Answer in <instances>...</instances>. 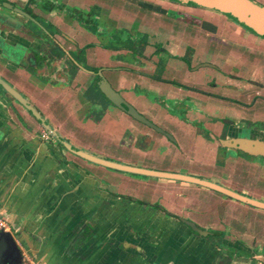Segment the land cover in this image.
Returning a JSON list of instances; mask_svg holds the SVG:
<instances>
[{
	"label": "crops",
	"instance_id": "1",
	"mask_svg": "<svg viewBox=\"0 0 264 264\" xmlns=\"http://www.w3.org/2000/svg\"><path fill=\"white\" fill-rule=\"evenodd\" d=\"M30 2L36 16L64 35L47 43L38 33L23 32L15 17L4 18L0 76L61 140L77 151L133 166L127 150L147 137L155 152L144 153L161 160L158 171L211 181L264 202V192L248 187L257 174L264 175V157L228 147L223 153L228 139L264 143V38L216 12L165 0ZM45 2L50 13L41 8ZM155 4L167 14L156 13ZM132 6L146 12L128 11ZM111 9L119 29L112 28ZM128 20L138 22L134 35L122 33ZM119 43L132 55L131 64L113 60ZM112 62L119 66L113 68ZM171 70L184 79H168L164 72ZM104 81L118 91L128 83L155 82L151 94H135L131 105L152 116L173 140L115 107L100 91ZM195 117L207 121L204 127ZM45 131L0 90V218L18 233L29 259L40 264H264V256L252 250L262 243L253 229L264 220V210L195 184L95 165L55 138L43 139ZM205 132L222 145L215 137L205 142ZM178 155L188 165L169 166L166 160ZM182 219L207 234L194 232Z\"/></svg>",
	"mask_w": 264,
	"mask_h": 264
},
{
	"label": "water",
	"instance_id": "2",
	"mask_svg": "<svg viewBox=\"0 0 264 264\" xmlns=\"http://www.w3.org/2000/svg\"><path fill=\"white\" fill-rule=\"evenodd\" d=\"M174 2L180 5L201 8L209 11L221 14L228 19L232 20L239 26L243 27L247 31L264 38V5L257 0H165ZM8 8L23 13L22 10L8 5ZM25 16V13H23ZM0 87L3 88L11 97H13L24 109L40 121L51 135L57 140V142L62 145L65 149L95 165H99L111 170H116L128 174L139 175L150 178L165 179L171 181H178L184 183L195 184L207 189L219 192L231 199L237 200L243 204L264 210V202L247 197L241 193L235 192L231 189L225 188L219 184L213 183L211 181L202 180L197 177L167 173L160 171H152L148 169L136 168L128 165L119 164L113 161L105 160L99 157H95L91 154L77 151L71 147V145L58 137V135L44 123L37 110L29 103V101L22 96L17 90H15L10 84L0 77ZM100 91L103 95L117 108L137 120L138 122L150 127L151 129L157 131L160 134L173 140V136L161 129L157 125L149 121L145 116L140 114L135 107L129 104L120 93H118L108 82L104 81L100 86ZM223 145L233 150H239L250 155L263 156L264 157V143L261 141H253L246 139H228L223 141ZM183 223L188 225L194 232L198 234L205 235V231L201 230L191 221L182 220ZM8 235V233H6Z\"/></svg>",
	"mask_w": 264,
	"mask_h": 264
},
{
	"label": "rangeland",
	"instance_id": "3",
	"mask_svg": "<svg viewBox=\"0 0 264 264\" xmlns=\"http://www.w3.org/2000/svg\"><path fill=\"white\" fill-rule=\"evenodd\" d=\"M13 1H17L18 3H20V4H23L24 5V0H13ZM29 1L30 0H28V2L27 3H29ZM162 1V0H161ZM258 1V0H257ZM27 3H25V5H27ZM170 3H173V2H170ZM8 5L9 4H5V5H3V6H5V8L2 6H0V13H4V14H6V15H11V16H13V17H15L16 19H18V21H21V23L23 24H26L27 25V23H28V21L26 20L25 21V19L24 18H21L20 16H18V14L17 15H14L13 13H11V12H8L9 11V9H8ZM127 8V10L128 11H130V12H140L141 14H143V13H145L146 12V8L144 9H142V8H139V7H126ZM30 13H32V11H31V9L30 8H28L27 9ZM124 10V9H123ZM132 10V11H131ZM144 10H145V12H144ZM126 11V10H125ZM78 12V11H77ZM99 11L98 10H95V13H98ZM111 14H112V18H111V24L113 25V26H116V27H112V28H117V29H119L117 26H119V24L117 23V18H115V16L114 15H117L115 12H114V10H110L109 11ZM155 12L156 13H159V14H167V12L165 11V10H163L162 8H160V6H158L157 4H155ZM147 13H149V12H147ZM170 13H172V14H170ZM169 14V16L170 17H172V18H174L175 16H176V14H174V12H170ZM108 21V20H107ZM120 21V20H119ZM125 23H128V25H126L125 27L124 26H122L123 27V29H121L122 30V33H125L126 35H128V33H130V34H132V35H134V34H136V32H137V29H140V27H138V22H134L133 24H131V22H129V20L128 21H125ZM31 25V22L29 23V26ZM33 26V25H32ZM125 28V29H124ZM42 37H46V36H42ZM45 38H42V40H44ZM154 40H155V38H154ZM164 39H161V42L164 44ZM51 41L50 40H48L47 41V43H50ZM114 44L115 43H113V46H114ZM117 44V43H116ZM120 44H122V43H119L118 45H120ZM129 44L130 43H128V48L129 49H131V50H133L134 49V47H131V46H129ZM131 45V44H130ZM118 50H115V51H113L112 53H111V56H112V58H113V60L114 61H118V62H121L122 63V60H125L124 62H129L130 63V61H132V59H133V57H132V55H127V53H123L121 50L122 49H126V47H125V45L124 44H122V46L120 47V48H117ZM120 50V51H119ZM131 59V60H130ZM131 64V63H130ZM111 65H112V67L114 68V67H116V66H119V64H117V63H114V62H112L111 63ZM134 67H138V68H141V66L140 65H134ZM181 73V72H180ZM112 74V77H115L116 76V73H111ZM179 73L178 72H176V71H173V70H171V71H169V72H164V75L168 78V79H172V78H174V79H176L177 80V82H180V81H182L183 79H184V76L182 77V76H179L178 75ZM131 76V74H129V73H127V75L126 76ZM134 76L135 75H133V78H134ZM151 84H153L152 86L151 85H149V83H145L144 81L141 83V85H136V84H132V83H128L127 84V86H125L124 88H122L121 90H117L116 89V86H114V83H113V87L116 89V91L118 92V93H120L121 94V96L129 103V104H131V102H132V98L134 97V95L135 94H138V95H146V96H148L149 94H151L150 92L148 93V89H151V88H153L154 86H155V82H151ZM154 92V91H153ZM218 92H219V90H218ZM219 93H222V91H220ZM132 97V98H131ZM152 98L151 97H149L148 98V100H151ZM189 100V99H188ZM188 100H186V101H188ZM17 104H19V103H17ZM168 104H171V103H168ZM20 105V104H19ZM133 106V105H132ZM134 107V106H133ZM137 111L139 110L138 108H135ZM140 114H144L143 116H147L146 118L149 120V121H151L153 124H155V119H153L152 118V116H150V115H148V114H145V113H142V112H140V111H138ZM33 114L31 113V116H32ZM33 117V116H32ZM228 117H225L224 116V118L223 119H227ZM222 119V120H223ZM194 120V119H193ZM228 120V119H227ZM195 121L197 122V123H199V124H201V123H203V127H204V123L205 122H207L205 119H197L196 117H195ZM208 121H209V119H208ZM156 125V124H155ZM143 127H145V129L146 130H149V129H151V128H149V127H146V126H144L143 125ZM154 131V130H153ZM208 132V131H207ZM207 132H205V133H203L204 135H206V137L207 138H209V136L211 135L210 134V132L209 133H207ZM153 133V132H152ZM154 133H155V131H154ZM131 133L130 132H128L127 133V135L129 136ZM158 134V133H157ZM225 136V133L224 134H222V136H221V138L220 139H222L223 137ZM213 137H215V139L217 140V142H218V144H219V147H220V145H222L221 143H220V140L218 139V137H216L215 136V134L213 135ZM213 137H210L209 138V140H206V139H203V140H205V142H207V143H210L211 141H212V138ZM146 138L147 137H145V140L144 139H142V140H140V143L139 144H136V145H134V147L133 148H129L128 150H127V155H128V157H129V160L132 162V164H133V166L134 167H136V168H142V169H147V168H152V169H148V170H154V171H158V170H160L161 168H160V166L159 165H156L157 163L156 162H159V161H161L160 159H158V158H155L154 156V154H152L151 156L149 155L148 157H147V155H145V153H144V151H147V152H149V150L148 149H151V150H153L154 152H155V147H154V149H152L153 148V145L150 143V142H148L147 140H146ZM224 146V145H223ZM138 150H140L141 152H143V153H141V152H139ZM227 150H230V149H228V148H226V147H224L223 148V153H226V151ZM258 160V159H257ZM259 162H262L263 160H258ZM257 161V162H258ZM166 162L167 163H169V166H172V165H188V160H187V158L186 157H181L180 155H178L176 158L175 157H170V158H168L167 160H166ZM159 164H163V163H159ZM130 166H132V165H130ZM132 166V167H133ZM146 167V168H145ZM155 169H157V170H155ZM245 169V168H244ZM263 174L262 173H259V174H257L256 175V178H255V181L253 182V184H250V185H248V187L250 188H252V189H255V190H258L259 192H264V181H263ZM247 184H248V181H247ZM250 188V189H251ZM253 232H255V234L256 233H260V242H262L261 244H258V243H256L254 246H252V250H253V252L254 253H256L257 255H261V256H264L263 255V253L262 252H264V220H261L260 222H256V224L254 225V229H253ZM23 249V248H22ZM21 249V253H22V257H23V259H25V257H26V259H27V261L26 262H28L29 264H40L39 262H37V261H34L31 257H30V259H29V256H26L25 255V253H24V251ZM25 255V256H24ZM261 260L264 262V257L263 258H261Z\"/></svg>",
	"mask_w": 264,
	"mask_h": 264
},
{
	"label": "flooded vegetation",
	"instance_id": "4",
	"mask_svg": "<svg viewBox=\"0 0 264 264\" xmlns=\"http://www.w3.org/2000/svg\"><path fill=\"white\" fill-rule=\"evenodd\" d=\"M32 1V0H30ZM29 1V3H27V5H23V4H20L18 3L17 1H13V0H0V6L2 7L3 5H7V4H10L12 5L13 7H16L20 10H22L23 13H25L26 15L28 16H25L23 13H19L17 11H14L10 8L8 12H11L13 13L14 15H17L20 16L21 18H24L25 21L27 20L28 23L27 25L26 24H22L24 26H22V31L23 32H31L32 34H35V35H38L40 34L41 37L42 36H46V38H48L51 43H52V39L53 37L56 35V34H60V35H64L63 32L58 28V27H55L52 26L53 25V22L47 20L46 18H43L41 19V17L39 16H36L34 10L31 9V6H32V3ZM34 1V0H33ZM49 2V1H48ZM37 6V5H35ZM5 8V6H3ZM30 8L32 13H30L27 9ZM41 8L46 11V12H51L53 9L52 7L45 2V5L41 6ZM17 13V14H16ZM11 17V15H6L4 13H0V18H2L3 20L0 19V21H2V23L8 25L6 22H5V19H8V17ZM85 21H87L85 18H84ZM31 22V25L29 26V23ZM89 25L93 26V22L91 21H88ZM33 25V26H32ZM26 26V27H25ZM38 33V34H37ZM39 35V36H40ZM3 80H5L8 84H10L6 79H4L2 76H0ZM11 85V84H10ZM15 90H17L13 85H11ZM0 90L2 91V93H5L6 95L10 96L7 92H5L3 90V88L0 87ZM18 91V90H17ZM19 92V91H18ZM22 96H24L21 92H19ZM11 97V96H10ZM25 97V96H24ZM13 98V97H11ZM26 98V97H25ZM14 99V98H13ZM27 99V98H26ZM15 100V99H14ZM28 100V99H27ZM16 101V100H15ZM16 103H18L16 101ZM24 108V107H23ZM38 112V111H37ZM39 113V112H38ZM40 115V114H39ZM33 116V115H32ZM41 116V115H40ZM34 117V116H33ZM35 118V117H34ZM42 118V117H41ZM36 119V118H35ZM43 119V118H42ZM134 119V118H133ZM37 120V119H36ZM44 120V119H43ZM38 121V120H37ZM137 121V120H136ZM40 122V121H38ZM41 123V122H40ZM45 123V122H44ZM49 126V125H47ZM159 127V126H158ZM50 128V127H49ZM161 128V127H160ZM51 130H53L52 128H50ZM162 129V128H161ZM164 130V129H163ZM54 131V130H53ZM55 132V131H54ZM56 133V132H55ZM47 135V139H45L43 137V139L45 140H50L52 138H54L50 132H43V135ZM57 134V133H56ZM68 143V142H67ZM65 149V148H64ZM67 150V149H66ZM68 151V150H67ZM70 152V151H69ZM182 220H185V219H182ZM188 221V220H186ZM6 233H8V235H6ZM21 241L18 239V233L15 232L14 230H11L9 232H5V231H2L0 229V264H25L24 263V259L22 257V253H21V249H22V246H21ZM258 256V255H256Z\"/></svg>",
	"mask_w": 264,
	"mask_h": 264
},
{
	"label": "built area",
	"instance_id": "5",
	"mask_svg": "<svg viewBox=\"0 0 264 264\" xmlns=\"http://www.w3.org/2000/svg\"><path fill=\"white\" fill-rule=\"evenodd\" d=\"M43 137L45 139L48 138L47 135H45V134L43 135ZM0 229L2 231L9 232V228L7 227V223L3 219H1V218H0Z\"/></svg>",
	"mask_w": 264,
	"mask_h": 264
}]
</instances>
